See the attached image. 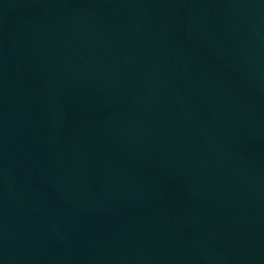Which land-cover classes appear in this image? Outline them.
<instances>
[{"label": "water", "instance_id": "95a60500", "mask_svg": "<svg viewBox=\"0 0 264 264\" xmlns=\"http://www.w3.org/2000/svg\"><path fill=\"white\" fill-rule=\"evenodd\" d=\"M0 264H264V0H0Z\"/></svg>", "mask_w": 264, "mask_h": 264}]
</instances>
